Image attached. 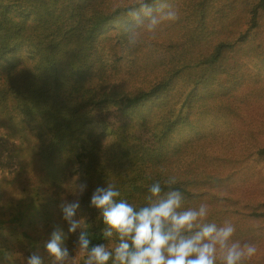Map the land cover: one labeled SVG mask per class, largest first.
<instances>
[{
	"label": "trees",
	"instance_id": "1",
	"mask_svg": "<svg viewBox=\"0 0 264 264\" xmlns=\"http://www.w3.org/2000/svg\"><path fill=\"white\" fill-rule=\"evenodd\" d=\"M168 2L179 19L130 47L136 0H0V264L42 257L57 227L74 255L79 230L60 204L77 198L91 243H106L94 190L109 181L139 206L172 174L186 206L206 201L210 221L264 238V209L242 212L232 196L250 157L264 164V0ZM210 115L228 120L233 156L203 147Z\"/></svg>",
	"mask_w": 264,
	"mask_h": 264
},
{
	"label": "clouds",
	"instance_id": "2",
	"mask_svg": "<svg viewBox=\"0 0 264 264\" xmlns=\"http://www.w3.org/2000/svg\"><path fill=\"white\" fill-rule=\"evenodd\" d=\"M130 22L125 25L127 43L135 47L141 33H155L166 22H175L179 13L168 0H136L126 9ZM178 178L172 174L153 182L144 203L136 206L121 198L114 183L97 187L90 200L100 210L107 241L93 245L89 225L77 218L79 199L60 204L69 233L79 235L75 254L63 246L64 233L57 227L46 242L47 252L55 264H250L258 255L253 241L236 238L237 227L230 220L217 224L209 220L211 206L201 201L197 206H186L185 194L175 187ZM86 184L76 186L82 195ZM27 264H44L40 255L33 253Z\"/></svg>",
	"mask_w": 264,
	"mask_h": 264
},
{
	"label": "rangeland",
	"instance_id": "3",
	"mask_svg": "<svg viewBox=\"0 0 264 264\" xmlns=\"http://www.w3.org/2000/svg\"><path fill=\"white\" fill-rule=\"evenodd\" d=\"M196 131L189 132L185 134L184 138H195ZM200 133L204 134L206 137L203 141V147L210 152L211 154H224L226 157H231L233 155V146L229 144V133L231 129L228 124V120L224 117V115H210L205 118L202 123V127L199 130ZM257 140L259 143L257 145L264 146V136H258ZM255 144V143H254ZM221 169L226 171L227 173L231 172L232 165L224 163ZM260 175H264V164L260 163L255 156H251L248 163H246L240 170L238 175L235 178L234 185L238 186V189L232 193V196L237 198L238 203L235 204V209H238L242 212H251L255 209L263 210L264 209V191L259 192L258 194H253V185L259 179ZM74 178L67 182V187L70 188L74 183ZM264 185V182H263ZM253 188V189H252ZM5 193V196L11 198V194L9 190H1ZM257 193V192H256ZM262 205V206H261ZM101 230L105 228V224L103 223V219L100 224ZM32 231L41 233L42 229L38 225H34L31 227ZM245 235V234H244ZM260 235H257V238ZM247 236H243V234L239 233L238 229L236 232V238L245 241ZM248 241H253L258 245L259 252L258 255L255 256L250 264L262 263L264 264V238L258 239V242L251 239ZM45 247V244H44ZM40 254H42V258L44 262L47 264H55L54 258L47 252V250H40ZM82 258H80V262ZM23 264H27V259L22 260Z\"/></svg>",
	"mask_w": 264,
	"mask_h": 264
}]
</instances>
